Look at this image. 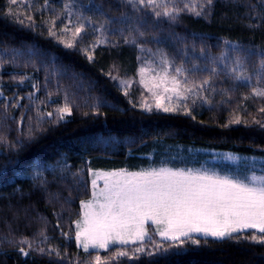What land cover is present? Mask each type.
<instances>
[{
    "label": "trees",
    "instance_id": "trees-1",
    "mask_svg": "<svg viewBox=\"0 0 264 264\" xmlns=\"http://www.w3.org/2000/svg\"><path fill=\"white\" fill-rule=\"evenodd\" d=\"M160 2L184 10L171 20L125 0H0V264H95L97 256L101 264H264L253 230L102 251H85L75 239L91 169L137 170L163 144L264 157V97L253 95L264 90V0ZM85 18L75 46L65 47ZM157 52L174 74L182 68L187 84L209 81L197 87L208 105H192L191 115L147 111L121 87L119 78L137 76ZM233 56L245 60L250 81L224 64ZM65 105L71 114L58 120Z\"/></svg>",
    "mask_w": 264,
    "mask_h": 264
},
{
    "label": "snow or ice",
    "instance_id": "snow-or-ice-1",
    "mask_svg": "<svg viewBox=\"0 0 264 264\" xmlns=\"http://www.w3.org/2000/svg\"><path fill=\"white\" fill-rule=\"evenodd\" d=\"M125 2L136 10L148 8L156 17L164 16L171 20H175L179 12L184 10L176 8L175 5L169 10L167 2L162 3L160 0ZM11 3L16 4L17 0H11ZM212 3L213 0H205L207 6ZM185 7L189 8L188 5ZM161 8L164 10L159 11ZM202 14V11H195L197 16ZM73 27V39L61 41L68 48L75 46V38L85 31V23L74 24ZM61 31L67 32L69 29L65 26ZM49 35L55 36L56 33L50 28ZM260 55V66L264 69V52ZM88 59L92 60V56L89 55ZM161 64L167 66L169 61L162 57ZM234 64L231 69L235 74L234 78L238 81H250V76L238 71L241 69L240 60H236ZM182 71L181 67L175 69L177 74ZM169 83L171 87L165 86L163 92L171 95L152 92L156 109L164 112L184 110L185 114L191 115V112L186 111V104L181 107L173 105L172 101L173 97L187 100L186 93H193L196 86L182 87V83L186 85L187 81L181 82L175 76L169 78L167 67H164L163 74L159 76V84L155 87ZM208 83V80H204L198 87L202 88ZM145 87L148 85L145 84ZM148 90L152 91V88ZM253 95L264 97V90L255 88ZM192 102L194 104L195 99ZM143 107L147 111L152 110L151 104L144 103ZM261 111L264 112V108ZM57 112L60 114L57 119L61 120L64 113L71 114V109L65 105ZM48 115L52 116V113ZM231 122L241 123L239 119ZM92 175V197L88 201H81L82 214L75 221V239L85 251L89 248L107 249L109 245H126L130 241L143 240L148 235L145 225L149 221L156 225L155 232L164 240L179 241L180 245L187 240L199 244L200 240L193 234L223 240L238 238L237 234L246 230H253L250 237L253 242L264 244V175L257 176L253 173L250 177L240 179L220 176L206 170L166 167L138 172L121 169L106 173L95 172ZM100 179L104 186L98 189L97 181ZM126 254L120 251L116 256ZM95 264H101L99 256L95 258Z\"/></svg>",
    "mask_w": 264,
    "mask_h": 264
},
{
    "label": "rangeland",
    "instance_id": "rangeland-1",
    "mask_svg": "<svg viewBox=\"0 0 264 264\" xmlns=\"http://www.w3.org/2000/svg\"><path fill=\"white\" fill-rule=\"evenodd\" d=\"M79 15V14H78ZM87 18L83 19V23L89 24ZM162 57L166 58L168 61V57L162 53L157 52L154 53L147 60L140 68L139 73L135 77H127V78H119L118 82L121 87L126 90L127 92H131L135 94V97L140 102V105L143 107L144 103L151 104L152 109H156L155 107V98L152 92H156L158 94L163 95H171V93H164L163 88L165 86L171 87V84L161 85L159 87H155V85L159 84V76L163 74L164 67H167V71L169 74V78L171 76H175L177 80L184 82V79L179 78L180 74H174L172 69V64L169 61V65L165 66L161 64ZM151 58H154L152 60ZM236 60H240L241 62V69L238 71H243L246 68L245 60L240 56H233L229 61L225 62L224 64L232 69L235 64ZM229 62V64H228ZM230 65V66H229ZM259 64L258 66H260ZM141 69H144V72H141ZM159 74V75H158ZM250 76L249 74H245ZM181 76V75H180ZM143 81V83L141 82ZM145 84L148 87H145ZM127 85V87H126ZM196 85V87H194ZM194 87L193 93H186L188 96L187 100H177L173 97L172 104L173 105H180L181 107L186 104L187 110H191L193 107L192 105H200L204 103V105H208V97L207 95L201 94L200 90L197 88V84L189 85L183 84L182 87ZM152 88V91L148 89ZM195 93H199L198 95ZM193 99H195V103L193 104ZM167 103V101H165ZM190 104V105H189ZM192 106V107H191ZM144 108V107H143ZM184 111V110H182ZM151 159L146 164H141L139 169H124L129 172H138L141 170H149V169H159L161 167L172 168V169H192V170H206L210 173H216L220 176H231L233 178H240L245 179L250 177L253 173L257 176L264 175V157L258 155H244L228 150H219L214 148H204V147H195V146H184L181 144H173V145H166L163 144V149L160 156L156 159L154 158V152L150 154ZM121 169H91V178L94 179L92 173L95 172H111V171H118ZM103 180L100 179L97 181V187L103 188ZM92 197V183H91V195L85 199L84 201H88ZM82 214V211H81ZM80 219V217H79ZM78 220V219H77ZM75 226V223H74ZM147 229L148 235L143 240H136L134 242L130 241L128 244H133L137 242H145L147 240H163V241H170L164 240L158 233L155 232L156 225H153L151 221L147 222L145 225ZM76 230V229H75ZM194 236H201L200 234H193ZM126 244V245H128ZM116 246H125L120 244H114ZM114 245H109L108 248ZM83 249V247L81 246ZM107 248V249H108ZM106 250L103 248H89L88 251H102Z\"/></svg>",
    "mask_w": 264,
    "mask_h": 264
}]
</instances>
